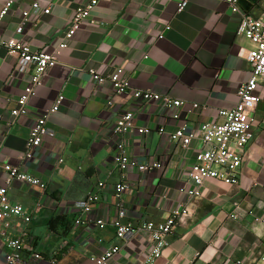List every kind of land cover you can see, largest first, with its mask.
<instances>
[{"label":"crops","instance_id":"1","mask_svg":"<svg viewBox=\"0 0 264 264\" xmlns=\"http://www.w3.org/2000/svg\"><path fill=\"white\" fill-rule=\"evenodd\" d=\"M4 1L0 0V10ZM35 1L44 9L51 6V13L31 17L22 39L37 51L52 52L75 8L89 0H14L0 21V37L15 36L21 12ZM178 2L99 0L92 13L97 25L84 24L67 43L30 99L25 117L13 119L10 110L30 76L16 74L15 59L0 49V139L4 138L0 165L17 167L46 185L40 190L13 182L7 190L12 203L37 209L29 224L14 219L9 229L12 236H25V264H93L91 258L111 245H119L121 251L110 264L143 261L148 253L146 236L120 242L110 223L118 203L113 187L120 181L112 167L115 122L132 111L138 126L170 132L182 123L196 127L215 120L219 110L236 105L238 87L249 77V66L239 55L240 48L250 47L237 35L241 16L219 0H189L182 12L177 10ZM263 2L239 0V7L258 16ZM117 67L124 69L131 89L168 95L200 109L192 114L182 111L180 122H174L161 106L136 103L129 94L117 96L110 84H97L88 72L107 75ZM60 94L64 101L49 119L55 137L46 139L31 160L22 161L34 118ZM257 94L253 140L246 148L239 183L209 180L199 198L189 200L179 189L191 188L187 174L201 144L181 149L155 132L127 138L132 158L159 160L162 166L147 174H129V190L120 199L122 222L160 223L177 202L187 203L191 213L185 225L173 228L156 264H236L256 258L264 249V83ZM5 180L0 169V187ZM99 182L105 189L93 217L102 218L105 228L75 225L79 213L74 202L84 199ZM7 252L0 241V264H5ZM33 252L42 259L28 262Z\"/></svg>","mask_w":264,"mask_h":264},{"label":"built area","instance_id":"2","mask_svg":"<svg viewBox=\"0 0 264 264\" xmlns=\"http://www.w3.org/2000/svg\"><path fill=\"white\" fill-rule=\"evenodd\" d=\"M219 1L225 2L232 13L241 16L237 35L250 43L249 48H240L239 50V55L245 59L249 66V77L238 87L236 105L229 110H219L215 120L202 122L196 127L182 123L170 132L164 127L152 129L138 126L135 113L128 111L119 116L112 130V167L118 172L120 181L113 187V194L118 203L115 207L116 214L110 223L115 228L116 239L120 242H128L140 235L146 236L148 253L146 258L138 264H156L173 228L176 225H185L191 213L187 203L177 202L160 223L146 222L133 226L130 223L122 222L125 212L120 199L129 190V174L134 171L139 174H147L162 166L159 160L151 159L141 162L132 158L127 151V138L155 132L160 137L166 136L171 144L181 149H187L195 143L201 144V149L195 152L193 163L187 174L191 188L182 187L179 189V193L185 194L189 200L199 198L204 183L209 180H216L227 185H237L246 148L253 140L254 119L252 113L259 102L258 86L264 83V2L260 14L252 16L241 11L239 0ZM98 2L99 0H89L86 4L75 8L69 26L63 33L62 41L52 52L37 51L22 39L26 23L31 17L38 18L51 13V6L45 9L41 8L36 1L30 5V8L21 12L22 19L15 27V36L0 37V49L15 59V73L30 76L27 85L10 110L13 119L29 115L28 103L30 99L43 85L48 72L56 66L60 52L67 48V43L81 30L82 26L84 24L97 25L92 13ZM188 2L189 0H179L178 12L185 10ZM13 5L14 0L4 1L0 10V21L8 15ZM88 72L97 84H110L117 96L129 94L136 103H154L161 106L167 112V118L174 122H180L182 111L192 114L200 109L198 104H189L168 95H160L150 90L131 89L128 77L122 67L115 68L107 75L92 69ZM63 101L64 96L60 94L49 109L34 118L26 140V151L21 156L22 161L31 160L35 150L46 139L55 137V130L49 126V119L59 111ZM3 145L4 138L0 139V155ZM0 169L6 174L5 185L0 187V241L8 251L4 258L5 264H25L23 253L28 249V245L24 241L25 236L23 233L19 236H12L9 234V229L14 219L21 220L25 225L29 224L37 209H29L12 203L8 198L7 190L13 182L37 187L40 190H44L46 185L38 178L24 173L10 164H2ZM104 189L105 184L99 182L91 192L86 194L84 199L74 202L73 206L79 213L75 225L87 224L89 228L94 227L100 230L105 228L106 223L102 218L93 217V212L99 204L100 195ZM120 251L119 245H111L100 255L92 257L91 260L93 264H110L120 254ZM41 259L40 254L33 252L28 262H37ZM236 264H264V249L256 258L249 261L240 260Z\"/></svg>","mask_w":264,"mask_h":264}]
</instances>
